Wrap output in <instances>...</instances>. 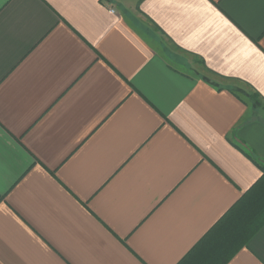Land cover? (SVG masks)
<instances>
[{
	"label": "crops",
	"instance_id": "0c3cea01",
	"mask_svg": "<svg viewBox=\"0 0 264 264\" xmlns=\"http://www.w3.org/2000/svg\"><path fill=\"white\" fill-rule=\"evenodd\" d=\"M248 154L264 0H0V264H177ZM226 264H264V224Z\"/></svg>",
	"mask_w": 264,
	"mask_h": 264
},
{
	"label": "trees",
	"instance_id": "16d2710c",
	"mask_svg": "<svg viewBox=\"0 0 264 264\" xmlns=\"http://www.w3.org/2000/svg\"><path fill=\"white\" fill-rule=\"evenodd\" d=\"M250 158L260 177L177 264H226L264 224V161Z\"/></svg>",
	"mask_w": 264,
	"mask_h": 264
},
{
	"label": "built area",
	"instance_id": "2783aa9c",
	"mask_svg": "<svg viewBox=\"0 0 264 264\" xmlns=\"http://www.w3.org/2000/svg\"><path fill=\"white\" fill-rule=\"evenodd\" d=\"M111 12H114V10H113V9H111Z\"/></svg>",
	"mask_w": 264,
	"mask_h": 264
}]
</instances>
